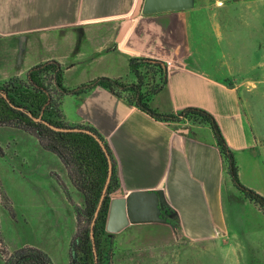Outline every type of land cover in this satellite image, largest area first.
<instances>
[{"label":"crops","instance_id":"1","mask_svg":"<svg viewBox=\"0 0 264 264\" xmlns=\"http://www.w3.org/2000/svg\"><path fill=\"white\" fill-rule=\"evenodd\" d=\"M138 1L0 0V84L48 60L63 65L64 84L75 88L100 76L128 74L131 57L161 59L168 66V82L152 106L167 113L189 106L209 110L234 151L240 178L246 168L257 169L263 144L246 114L245 96L229 84L232 68L240 64L235 47L226 39L220 54L208 66L205 62L213 53L205 56L204 50L216 52L218 44L206 41H220L222 31H228L229 26L225 29L219 20L229 10L228 0H194L190 9L133 17ZM203 11L205 20L192 23ZM192 26L201 31L197 38ZM62 110L69 124L92 125L105 137L124 195L157 189L164 181L178 220L175 216L173 224H129L114 237L145 233L164 237L162 243L165 237L197 239L234 233L226 196L230 194L235 212L243 199L230 188L231 178L209 126L156 120L101 86L84 95H66ZM57 160L64 176L67 170ZM66 185L81 194L71 182Z\"/></svg>","mask_w":264,"mask_h":264},{"label":"rangeland","instance_id":"2","mask_svg":"<svg viewBox=\"0 0 264 264\" xmlns=\"http://www.w3.org/2000/svg\"><path fill=\"white\" fill-rule=\"evenodd\" d=\"M225 3L229 10L219 20L225 29L229 26L228 31H222L220 41H206L218 44L216 52L204 50L205 56L213 53L205 62L208 66L220 54L226 39L235 47L240 64L232 68L229 84L245 96L246 114L263 144L257 169L246 168L241 180L264 195V0ZM204 17L205 11L196 14L192 23H202ZM192 33L197 38L201 31L193 27ZM122 77L133 79L130 72ZM40 145L39 139L24 129L0 127V264L23 246L47 252L53 264H71L70 242L78 229L74 206L82 207L83 197L62 187L61 181L70 185L68 174L62 175L59 157L43 147L41 150ZM229 185L234 195L243 199V203L237 202L235 212L230 194L226 196L228 223L234 231L231 236L165 237L162 243L164 237H147L145 233L114 237V264H264V212L231 179Z\"/></svg>","mask_w":264,"mask_h":264},{"label":"trees","instance_id":"3","mask_svg":"<svg viewBox=\"0 0 264 264\" xmlns=\"http://www.w3.org/2000/svg\"><path fill=\"white\" fill-rule=\"evenodd\" d=\"M129 68L132 80L100 76L69 88L64 84L63 65L56 60H48L34 65L23 76H13L0 84V127H17L34 134L44 149L54 152L61 159L70 182L83 197V206H74L78 229L70 242L71 264H114L116 252L115 233L106 228L112 195L118 192L123 194L114 154L105 137L94 126L69 124L62 110L66 95H84L97 86L108 89L156 120L209 126L234 186L264 212V195L242 182L234 151L212 112L189 106L178 112L167 113L152 106L153 99L168 82L167 63L152 57H131ZM39 117L42 118L40 121L35 120ZM44 121L60 128L89 129L102 139L108 153L92 135L83 131L55 130ZM109 158L112 162L111 180L96 215L109 174ZM61 185L68 190L63 181ZM94 219L95 245L91 236ZM177 220L175 227L178 226ZM3 264H53V261L45 251L23 246L14 250Z\"/></svg>","mask_w":264,"mask_h":264},{"label":"water","instance_id":"4","mask_svg":"<svg viewBox=\"0 0 264 264\" xmlns=\"http://www.w3.org/2000/svg\"><path fill=\"white\" fill-rule=\"evenodd\" d=\"M193 5L194 0H139L132 16L135 17L140 13L152 14L173 10L190 9L193 7ZM41 119V117L35 118V120L37 121H40ZM44 122L55 130L86 132L95 137L99 141L105 152L108 153L102 139L96 133L92 132L89 129H83L79 127L60 128L48 121ZM181 131L188 132V129H181ZM111 175L112 162L109 158V174L103 193L101 195L99 205L96 210V215H98L102 203L105 199L108 185L111 180ZM163 188L164 181L159 185L157 189L154 190L133 191L127 195H124L120 192L114 193L110 202L109 216L106 226L107 231L116 233L127 227L129 224L134 223L161 222L173 224L176 212L170 206ZM94 224L95 219L92 222L91 231V236L95 245V236L93 229Z\"/></svg>","mask_w":264,"mask_h":264},{"label":"built area","instance_id":"5","mask_svg":"<svg viewBox=\"0 0 264 264\" xmlns=\"http://www.w3.org/2000/svg\"><path fill=\"white\" fill-rule=\"evenodd\" d=\"M168 64H170V63H168Z\"/></svg>","mask_w":264,"mask_h":264}]
</instances>
